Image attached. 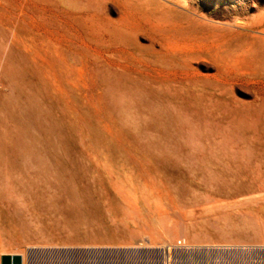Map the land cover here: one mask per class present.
<instances>
[{
	"label": "rangeland",
	"instance_id": "1",
	"mask_svg": "<svg viewBox=\"0 0 264 264\" xmlns=\"http://www.w3.org/2000/svg\"><path fill=\"white\" fill-rule=\"evenodd\" d=\"M221 229L264 237V0H0V264Z\"/></svg>",
	"mask_w": 264,
	"mask_h": 264
},
{
	"label": "crops",
	"instance_id": "2",
	"mask_svg": "<svg viewBox=\"0 0 264 264\" xmlns=\"http://www.w3.org/2000/svg\"><path fill=\"white\" fill-rule=\"evenodd\" d=\"M209 247L211 249H213V251L216 250L215 253H218L220 250H221V252H222V250H223V252H226V251H224L226 249H233V251L235 249V251H237V252L234 251V253H236V254L235 255H232V256L231 255H221L220 256V264H246V263H249V264H258V263L261 264L262 263V264H264V237H262V235H261V233L259 231L253 232L252 236H247L246 237L243 233H239L238 231L230 230L227 233H225L223 231V229H221L216 234V240L215 241L212 240V243H211L210 246H208V248ZM245 248L246 249L253 250L254 251L253 252V255L252 256H243L242 254H240V250L241 249H245ZM71 249H77V250L80 249V251H82V249H85V250L88 249L89 251L87 250L88 252H86L84 250L85 252H83V253L81 252L82 255H80V257H77L76 256V259H75V257H73L74 259L71 260V261L68 258L67 259V262L65 264H78V263L79 264H82V263H85V264H93V263H97V264H108V263L109 264H114V263L115 264H128L129 263V264H132L131 263L132 262L131 259L133 257H132L131 252L129 253V251H130L129 249H131V248H127V247H114V248L113 247L112 248H71ZM93 250H94V252H92ZM217 250H219V251H217ZM104 251H105V253H104ZM258 251H259V253H258ZM87 254H89V256L92 255L91 256L92 260L91 261H88V260L86 261L85 260L86 262H84V256L83 255H87ZM258 254H259V256H258ZM262 256H263V258H262ZM213 257L214 256H212V257L211 256L210 257H206V259H205L206 264H214L213 263ZM104 260H106V261H104ZM207 260H209V261H207ZM126 261H128V262H126ZM141 264H145V263H141Z\"/></svg>",
	"mask_w": 264,
	"mask_h": 264
},
{
	"label": "bare ground",
	"instance_id": "3",
	"mask_svg": "<svg viewBox=\"0 0 264 264\" xmlns=\"http://www.w3.org/2000/svg\"><path fill=\"white\" fill-rule=\"evenodd\" d=\"M194 14V13H193ZM191 238V237H190ZM176 239V238H175ZM193 248V247H192ZM196 248V247H195ZM257 248V247H256ZM261 249V248H260ZM88 250V249H87ZM87 250H85L86 252H88ZM107 250V249H106ZM117 250V249H116ZM115 250V251H116ZM130 251H129V253L131 252V254H132V257L134 258V257H138L139 255H142V254H144V255H146V256H153L155 259L157 258V261H158V264H164V260H165V254H166V251L164 250V249H153V248H131V249H129ZM237 250V249H236ZM239 250V249H238ZM256 250V249H255ZM84 250H82V251H80V250H75V249H70V248H66V249H61V250H59V249H56V250H54V251H47L46 249H40L39 250V252H40V254L41 253H45V254H47V253H54V255H56V256H59V255H61V256H64V257H67V258H69L70 259V261L71 260H73L74 258L73 257H75V259H76V256H79L80 257V255H82V253L83 252H85ZM101 251V250H100ZM114 251V250H113ZM127 251V250H126ZM181 251H185V253H187L186 255L187 256H189V258L191 259L190 261H188V262H186V264H197V263H195V261H194V259H196V255H201V256H203V258L204 257H210L211 255H214V254H218L219 252H221V250L219 251V250H217V251H219L218 253H215V251H213V249H211L210 247L209 248H205L204 249V247L203 248H198V250L197 251H195V250H192V249H187V248H184V249H182ZM224 251H226L225 253H229V254H233L234 253V251H235V249H234V251L233 250H230V251H228V250H224ZM257 251V250H256ZM82 252V253H81ZM92 252H94V250L92 251ZM214 252V253H213ZM222 252H223V250H222ZM235 252H237V251H235ZM253 250H251V249H241L240 250V253L241 254H244L245 256H252L253 255ZM38 251L37 250H35V249H30L29 250V254H28V260H26V258H24V257H22L23 258V264H37L36 263V260H37V256H38ZM104 253H105V251H104ZM128 253V254H129ZM258 253H259V251H258ZM44 254V255H45ZM90 254V253H89ZM89 254H87L88 256H89ZM98 254V253H97ZM123 254V253H122ZM207 254V255H206ZM235 254V253H234ZM101 255V254H100ZM99 255V256H100ZM107 255V254H106ZM116 255V254H115ZM257 255V254H256ZM40 256V255H39ZM51 256V255H50ZM49 256V257H50ZM83 256H85V255H83ZM92 256V255H91ZM96 256V255H95ZM102 256V255H101ZM100 256V257H101ZM120 256V255H119ZM127 256V255H126ZM184 256V255H183ZM194 256V257H193ZM258 256H259V254H258ZM90 257V256H89ZM112 257V256H111ZM118 257V256H117ZM123 257V256H122ZM256 257V256H255ZM57 258V257H56ZM124 258V257H123ZM149 258V257H148ZM184 258V257H183ZM194 258V259H193ZM262 258H263V256H262ZM95 259V258H94ZM93 259V260H94ZM99 259V258H98ZM78 260V259H77ZM107 260V259H106ZM106 260H104V261H106ZM182 260V259H181ZM189 260V259H188ZM69 261V262H70ZM95 261V260H94ZM99 261V260H98ZM125 261V260H124ZM133 261V260H132ZM196 261H198V258H197V260ZM207 261H209V260H207ZM84 262H86V261H84ZM93 262V261H92ZM109 262V261H108ZM107 262V263H108ZM126 262H128V261H126ZM185 262V261H184ZM201 262H202V260H201ZM81 263V262H80ZM91 263V262H90ZM104 263V262H103ZM106 263V262H105ZM132 263V262H131ZM141 263V262H140ZM139 263V264H140ZM209 263V262H208ZM79 264V263H78ZM82 264H85V263H82ZM93 264H97V263H93ZM109 264V263H108ZM115 264V263H114ZM129 264V263H128ZM258 264H260V263H258ZM262 264V263H261Z\"/></svg>",
	"mask_w": 264,
	"mask_h": 264
},
{
	"label": "built area",
	"instance_id": "4",
	"mask_svg": "<svg viewBox=\"0 0 264 264\" xmlns=\"http://www.w3.org/2000/svg\"><path fill=\"white\" fill-rule=\"evenodd\" d=\"M184 248L189 249L182 242H179L175 247H173L171 249L170 248H160V249H164L166 251L164 264H184L180 261L181 256H183V255L187 256L188 255L187 253H185V251H181ZM145 264H158V261H156V259L154 258L153 261L146 262Z\"/></svg>",
	"mask_w": 264,
	"mask_h": 264
},
{
	"label": "water",
	"instance_id": "5",
	"mask_svg": "<svg viewBox=\"0 0 264 264\" xmlns=\"http://www.w3.org/2000/svg\"><path fill=\"white\" fill-rule=\"evenodd\" d=\"M1 264H23V258L19 255H5L1 257Z\"/></svg>",
	"mask_w": 264,
	"mask_h": 264
}]
</instances>
